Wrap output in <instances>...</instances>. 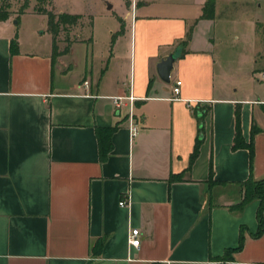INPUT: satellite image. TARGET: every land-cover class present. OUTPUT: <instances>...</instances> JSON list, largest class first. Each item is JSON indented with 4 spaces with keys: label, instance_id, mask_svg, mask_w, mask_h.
Segmentation results:
<instances>
[{
    "label": "crops",
    "instance_id": "0c3cea01",
    "mask_svg": "<svg viewBox=\"0 0 264 264\" xmlns=\"http://www.w3.org/2000/svg\"><path fill=\"white\" fill-rule=\"evenodd\" d=\"M117 1L107 0L115 22L103 44L91 22L88 36L57 41L60 54L35 5L0 19V264H264V231L253 234L260 200L234 207L241 182L264 177V94L239 84L221 55L219 29L236 20L227 6L236 0H215L214 17L205 16L210 0H140L135 9ZM259 12L238 36L256 41L248 59L258 80ZM177 48L167 82L157 63ZM130 92L135 135L129 105L112 98ZM237 110L246 142L254 123L261 128L253 164L248 147H233ZM110 126L113 146L102 159L97 129ZM132 227L139 246L129 243ZM242 227L243 248L219 259Z\"/></svg>",
    "mask_w": 264,
    "mask_h": 264
},
{
    "label": "rangeland",
    "instance_id": "374dc122",
    "mask_svg": "<svg viewBox=\"0 0 264 264\" xmlns=\"http://www.w3.org/2000/svg\"><path fill=\"white\" fill-rule=\"evenodd\" d=\"M57 5L61 9L68 10L71 12H82L83 17H81L76 23H63L61 24L59 34L57 36V41L59 43L70 41L71 37H86L89 35L91 22H93L95 36L96 27L98 31V45L103 44L106 38V26L110 24L112 26L114 18L115 8H106L107 0H56ZM113 2V0H108ZM115 6H117L118 1L114 0ZM31 2V3H30ZM262 3L260 7L259 4ZM28 5L46 6L48 8H54L52 0H0V13L13 10L14 12L18 10H23L24 6ZM228 13L230 16L237 17L236 20L228 21L222 24L219 29V35L221 37V48H222V61L232 68L235 72H239L237 80L239 84H244L246 89H250L251 93L255 95L264 94V79H257L256 74L250 73L249 69L252 66V61L248 59V52H251L250 48L255 47L256 41L252 43H244L241 36L243 32H248L247 17L257 14L260 10V16H258V29H260L263 41H264V0H236L235 5L228 2ZM234 7V8H233ZM56 10V9H55ZM233 17V18H234ZM29 25L40 24L41 18L35 16H27ZM235 19V18H234ZM117 20V19H116ZM41 28H46L45 25ZM123 30V27L121 28ZM48 31L52 32L49 28ZM53 35V33H52ZM253 36V34L251 35ZM61 45V44H59ZM90 45V44H89ZM91 46V45H90ZM96 48V42L94 44ZM78 53H80L78 51ZM264 56V53H263ZM259 68H264V58L259 59L255 62ZM253 63V64H255ZM250 73V74H249ZM260 77V75H259Z\"/></svg>",
    "mask_w": 264,
    "mask_h": 264
},
{
    "label": "trees",
    "instance_id": "16d2710c",
    "mask_svg": "<svg viewBox=\"0 0 264 264\" xmlns=\"http://www.w3.org/2000/svg\"><path fill=\"white\" fill-rule=\"evenodd\" d=\"M28 3L24 7H26ZM36 10L43 12L47 14L48 16V23L49 28L53 33V46H54V53L60 54L61 51L58 50V44H57V36L60 31L61 24L69 22V23H76L81 17V13H71L67 11H60L57 12L53 8H48L46 6H37L35 7ZM206 12L205 16L207 17H214L215 16V0H210L206 3ZM1 12V11H0ZM10 15L9 11H6L4 13H0V19L7 18ZM17 45V39H12V46L16 47ZM69 47H67L65 50H68ZM116 126H110V127H98V137H99V144H100V156L102 159H105L109 152L112 149L113 143H112V133L114 131ZM261 128L254 123L252 128V138L249 142H246L243 134H242V125H241V116L240 111L237 110L236 114V132L234 137V148L246 146L250 150V157L251 162L253 164L254 154H255V146H254V135L258 131H260ZM199 151V144H196L195 149L191 155V159L193 160ZM172 178L175 179H181L183 178L182 173H174L171 175ZM210 183L214 182V167L211 163L210 165V176L207 180ZM243 187V198L242 200L235 204V208H242L248 201L258 198L260 200L259 206L257 208V218H258V228L253 233L254 236H259L264 231V177L256 178L253 174H251L246 180L241 182ZM244 246V231L243 227L240 233V239L237 246L234 247H228L221 257L219 259L225 261L232 259V253L234 251L242 249Z\"/></svg>",
    "mask_w": 264,
    "mask_h": 264
},
{
    "label": "built area",
    "instance_id": "2783aa9c",
    "mask_svg": "<svg viewBox=\"0 0 264 264\" xmlns=\"http://www.w3.org/2000/svg\"><path fill=\"white\" fill-rule=\"evenodd\" d=\"M139 1L140 0H130L133 9L136 8ZM260 78L264 79V70L260 72ZM88 82H89L88 80H85V83H88ZM181 84H182V79L175 80V83L172 88L173 93H174L173 97H179V94L181 92ZM112 98L117 107H122L125 104L129 105L128 118H129V123H130V129H131L132 135L137 134V132L139 131V125L136 121L135 111H134V102H135L136 96L132 92H130L129 94L112 95ZM127 203H128V200L126 197L120 200V204L122 205H125ZM129 243L131 245L139 246L140 244V228L139 227L131 228L130 234H129Z\"/></svg>",
    "mask_w": 264,
    "mask_h": 264
},
{
    "label": "water",
    "instance_id": "95a60500",
    "mask_svg": "<svg viewBox=\"0 0 264 264\" xmlns=\"http://www.w3.org/2000/svg\"><path fill=\"white\" fill-rule=\"evenodd\" d=\"M109 6H111V3H109ZM180 49L177 48L175 51H172L168 55L162 57L160 61L157 63V71L159 76L167 81H171V71L174 67V62L180 55Z\"/></svg>",
    "mask_w": 264,
    "mask_h": 264
}]
</instances>
